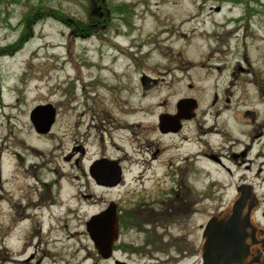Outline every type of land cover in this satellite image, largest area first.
<instances>
[{
  "label": "rangeland",
  "instance_id": "obj_1",
  "mask_svg": "<svg viewBox=\"0 0 264 264\" xmlns=\"http://www.w3.org/2000/svg\"><path fill=\"white\" fill-rule=\"evenodd\" d=\"M106 3L112 9L119 5L128 8L127 14L114 9L106 32L81 38L65 22L49 17L35 23L34 34L18 52L0 56L1 229L10 237L17 206L21 209V205L28 207L31 203L39 207H25L24 212L37 217L22 227H30L33 233L42 227L40 237L35 240L39 248L17 257L24 260L32 253L36 254L35 259L28 263L10 262L9 253H4L3 264H115L114 257L104 259L98 253L86 222L105 209L111 199L125 205L120 200L127 190H140L138 182L130 180L128 185L114 191L101 189L84 177L73 158L68 160L77 144L88 146L91 153L100 152L98 146L86 144L88 132L96 141L100 133L98 127L88 130L87 124L93 120L95 126L105 122L103 111H113L118 123L108 122L107 126L132 156L143 158L137 148L150 143L144 154L149 158L159 147L156 132L150 131L156 113L170 111L180 98L189 96L195 97L204 111L215 94L219 73L220 95L224 89L232 99V108L247 80H264V0H106ZM35 6L45 15L57 10L79 21H89L90 17L89 0H0V46L20 38L26 28V15ZM215 64L222 69L217 70ZM183 65L185 68H181ZM240 67L251 71H240ZM166 69L170 74L165 76ZM142 73L151 78L145 85L140 82ZM172 76L177 81H169ZM153 78L158 82H153ZM262 80L260 94L264 95ZM237 87L242 88L237 91ZM248 94L252 101L248 102L249 107L263 106L254 102L259 99L254 87L250 86ZM113 98L120 102L116 105ZM48 103L57 110L56 122L50 132L40 134L30 114L37 105ZM134 106L145 110L143 119L148 125L142 126L138 141L137 128L132 131L121 128L123 111ZM151 112L155 114L150 116ZM129 136H134L135 142ZM171 145L178 149L179 140ZM108 152L113 156L125 154L117 149ZM91 160L90 155L86 164ZM205 166L211 176L191 179L197 192L220 188V175ZM145 183L147 187H156V192L159 187L171 185L165 183L162 175ZM93 193L98 202L86 196ZM219 204L220 196L215 194L197 206L199 213L186 222V229L170 226V233L175 237L185 234L190 246L177 247L176 242L181 241H174L167 252L149 255L152 247L144 249L143 245L148 237L153 246L162 245L158 235L124 229L117 243L123 249L115 255L130 264H202L199 250L203 226L212 212L220 209ZM23 242L14 243L17 251ZM178 248L192 254L177 257L183 252L178 253ZM44 250L48 256L42 259Z\"/></svg>",
  "mask_w": 264,
  "mask_h": 264
},
{
  "label": "flooded vegetation",
  "instance_id": "obj_2",
  "mask_svg": "<svg viewBox=\"0 0 264 264\" xmlns=\"http://www.w3.org/2000/svg\"><path fill=\"white\" fill-rule=\"evenodd\" d=\"M214 66L219 71L222 69L220 64ZM181 68H185L184 65ZM239 70L251 71L244 67H240ZM164 72L165 76L170 74L168 69ZM173 78L176 77L172 76V79L168 78V80L177 81ZM150 79L142 73L140 82L145 85ZM156 79L153 78L152 81L157 83ZM261 80H247L246 87L242 89L243 92L240 93V96H237L236 105L232 108L230 107L232 99L228 97L224 89L220 95L219 73L215 84V86L217 85L215 94L212 96L211 104L203 109L204 111H201L202 107L198 100L189 96L180 98L170 111L154 113L155 119L151 124L150 131L156 132L155 139L159 147L152 151L149 158H145L144 154L147 153L150 143L139 145L137 148L143 158L132 156L116 140L107 126L108 122L112 125L118 123V120L113 118V111L111 109L103 111L105 122H101L99 126L94 125V120L90 125L87 124L88 130L98 127L100 133L99 140L96 141L91 137L92 133L88 132L86 144L98 146L100 152H95V150V153H91L88 146L77 144L73 147V153L68 157V160L73 158L75 167L81 168L84 177L93 181L95 186L101 189L114 191L120 186L128 185L130 180L138 182L140 190H127L122 201L120 200L125 205L121 204L120 206L119 202L111 199L105 209L110 204L115 203L121 231L136 229L149 235L152 233L158 235L162 245L153 246L149 237L143 245L145 246L144 249H151L152 247L149 255L154 252H167L165 250H168L174 241H181L176 242L177 247H181L182 244L190 246L186 235L182 234L175 237L170 233V226L179 225L181 230L186 229V222L193 214L199 213L197 206L201 203L203 205L205 200L214 197L216 194V196H220V209L213 211L211 218L220 214V219H222L230 214L231 216L227 221L220 222L221 225L234 220L236 216H249L254 228L243 233L242 251L248 255V262L258 257L261 260L255 259L254 262L264 264V95L260 94L262 91ZM262 81L264 82V80ZM190 86L192 87L193 84ZM250 86L254 87L259 94V99L254 101L255 104L263 106L256 108L248 106V102H252L250 101L251 96L248 94ZM106 87L107 84L104 82L103 88ZM241 88L237 87L236 90L239 91ZM113 99L116 105L120 102H117L116 98ZM252 99L254 100L253 97ZM122 109L123 107L120 108L121 111ZM131 109L123 111L125 117L121 128L125 131H132L137 128L138 137L136 141H138L142 133V126L146 128L148 125L143 119L144 112L140 115H134V113H130ZM163 116H166L164 121H162ZM190 126H193V129ZM132 134L136 135V132L133 131ZM176 139L179 140L180 144L178 149L171 145V142ZM129 140L135 142V137L129 136ZM112 149L124 151L125 154L123 157L113 156L108 152V150L112 152ZM90 155L92 160L86 164L85 160ZM103 159L117 162L115 166H119L120 172L118 177L120 181L117 185L113 184L115 179L109 170H105V174L100 176L105 183H99L92 176L90 171L92 165ZM206 164L208 167L214 168L220 175V188L214 189V187L210 192L207 190L197 192L191 184V179L211 176L212 173L209 172ZM135 170L137 171L136 174H134ZM157 175H162L165 183H171V185L165 188L159 187L157 192L156 187H147L145 181ZM2 179L0 171V200L3 199ZM217 191H220V194ZM86 196L98 202L95 193ZM226 199H228L227 202ZM19 207L17 206V217L14 216L15 224L9 228L11 230L10 237L4 233L0 224V264H3L2 262L5 260L4 253H9L10 262L28 263L35 259L36 254L31 253V256L24 260L17 257L24 255L29 249L39 248L38 245H35V240L40 237L42 227L39 225L40 228L36 233H33L30 227H22L27 221L31 222L36 219L37 214L26 215L24 211L27 205L25 207L21 205V209ZM37 207L39 204L31 203L27 208L35 209ZM210 219L203 226L202 242L204 229ZM161 229L164 232L160 233ZM18 241H24L19 251L14 247V243ZM122 249L116 248V252ZM178 250V253L183 251L177 256L180 258L192 254V252H187L181 248ZM43 252L42 259L48 256L46 250ZM199 255H201L200 250ZM114 258L115 260L118 259L116 255ZM200 258L203 264V257L200 256Z\"/></svg>",
  "mask_w": 264,
  "mask_h": 264
},
{
  "label": "water",
  "instance_id": "obj_3",
  "mask_svg": "<svg viewBox=\"0 0 264 264\" xmlns=\"http://www.w3.org/2000/svg\"><path fill=\"white\" fill-rule=\"evenodd\" d=\"M57 117V110L52 103L37 105L30 114L35 130L42 134L51 131ZM166 116L162 117V121ZM116 161L103 159L92 165L90 171L99 183H105L100 176L105 174V170L111 171L115 179L113 184L117 185L120 181L119 166H115ZM230 214L220 219V214L211 218L207 224L203 242L200 247V254L203 257L204 264H258L255 257L248 262V255L243 253V233L253 229L249 216H236L234 220L226 223ZM87 232L93 241L98 253L104 259H110L115 254V246L120 239V222L117 215L115 203H112L104 211L93 215L86 222ZM256 254V253H254ZM258 255V254H256ZM115 264H130L126 261L115 260ZM261 264V262H259Z\"/></svg>",
  "mask_w": 264,
  "mask_h": 264
},
{
  "label": "trees",
  "instance_id": "obj_4",
  "mask_svg": "<svg viewBox=\"0 0 264 264\" xmlns=\"http://www.w3.org/2000/svg\"><path fill=\"white\" fill-rule=\"evenodd\" d=\"M235 2H241L243 0H233ZM249 1V0H247ZM89 21H79L74 18L71 19L65 14L54 10L52 14H43L42 10L38 11V8H34L29 11L25 18L26 28L22 31L20 38L12 44L6 46H0V56H12L16 52H18L28 41L31 36L34 34V25L38 21H42L49 17L55 18L56 20L65 22L71 29L72 32L81 38L89 37L96 33H103L110 29L111 20L113 19V14L115 13L114 9H117L119 13L127 14L128 8L126 5H119L112 9L109 7V4L106 3V0H89ZM123 223V220H122ZM123 245L117 246V248H121Z\"/></svg>",
  "mask_w": 264,
  "mask_h": 264
},
{
  "label": "bare ground",
  "instance_id": "obj_5",
  "mask_svg": "<svg viewBox=\"0 0 264 264\" xmlns=\"http://www.w3.org/2000/svg\"><path fill=\"white\" fill-rule=\"evenodd\" d=\"M142 112H144L145 116V110L141 107L135 106L133 109H131L130 113H134V115H140ZM155 112L149 113L150 116H153Z\"/></svg>",
  "mask_w": 264,
  "mask_h": 264
}]
</instances>
